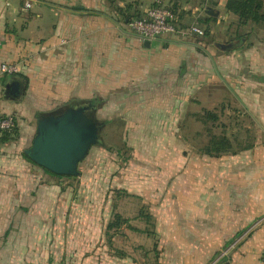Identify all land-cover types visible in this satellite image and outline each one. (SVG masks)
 Masks as SVG:
<instances>
[{
	"label": "rangeland",
	"instance_id": "obj_1",
	"mask_svg": "<svg viewBox=\"0 0 264 264\" xmlns=\"http://www.w3.org/2000/svg\"><path fill=\"white\" fill-rule=\"evenodd\" d=\"M18 4L22 22L6 29L18 38L22 54L33 59L38 1ZM231 23L229 32L220 23L217 50L236 54L235 65L221 69L212 87L182 91L181 109L134 107L129 87L120 91L109 84L100 97L94 93L54 105L36 100L27 108L37 122L39 114L91 101L96 105L93 116L102 124L101 143L79 163V174L54 178L65 189L53 223L62 245L104 243L123 264H214L228 259V250L241 236L230 234L235 225L228 219L226 201L234 198L232 182L242 180L243 166L258 162V154H249L248 148L264 139V81L250 76H264V25ZM49 35L50 29L44 30L42 39ZM33 79L29 87L38 99ZM7 136L19 137L17 117ZM212 136H226L231 147L208 153ZM31 143L20 146V153ZM196 196L206 204L191 215L189 199ZM116 215L122 222L110 228Z\"/></svg>",
	"mask_w": 264,
	"mask_h": 264
},
{
	"label": "crops",
	"instance_id": "obj_2",
	"mask_svg": "<svg viewBox=\"0 0 264 264\" xmlns=\"http://www.w3.org/2000/svg\"><path fill=\"white\" fill-rule=\"evenodd\" d=\"M0 1V64L19 69L0 71V116L17 117L19 129L18 138L4 140L5 131L0 139V264H123L104 243L88 248L60 243L53 223L65 189L54 179L59 176L24 156L27 146L20 153L37 129L27 108L36 100L54 105L94 93L100 97L109 84L120 91L129 87L134 107L181 109L182 91L212 87L221 69L235 65L236 54L217 50V34L220 23L231 31L238 16L226 9V0H160L174 9L182 28L195 24L205 35L179 30L142 42L128 22L156 0H36L39 31L31 59L6 29L22 22L18 0ZM47 29L50 35L42 39ZM32 77L38 99L29 87ZM16 83L21 85L18 96L9 92ZM248 152L257 153L258 162L243 166L242 180L232 182L234 198L226 201L235 225L230 234L241 240L228 250V259L214 264H264V139ZM189 200L191 215L206 204L201 196Z\"/></svg>",
	"mask_w": 264,
	"mask_h": 264
},
{
	"label": "water",
	"instance_id": "obj_3",
	"mask_svg": "<svg viewBox=\"0 0 264 264\" xmlns=\"http://www.w3.org/2000/svg\"><path fill=\"white\" fill-rule=\"evenodd\" d=\"M9 92L18 96L21 85L16 83ZM95 106L91 101H81L57 112L39 114L35 136L25 153L57 175H78L79 163L93 145L101 143L102 124L93 116Z\"/></svg>",
	"mask_w": 264,
	"mask_h": 264
},
{
	"label": "built area",
	"instance_id": "obj_4",
	"mask_svg": "<svg viewBox=\"0 0 264 264\" xmlns=\"http://www.w3.org/2000/svg\"><path fill=\"white\" fill-rule=\"evenodd\" d=\"M128 24L142 42L155 40L164 34H176L179 30L184 35H205V30L195 24L182 28L174 9L160 0H156L140 16L132 18ZM18 70L17 64H0V71L3 74H14ZM15 124L16 117L14 115L0 116V138L3 132L11 131Z\"/></svg>",
	"mask_w": 264,
	"mask_h": 264
},
{
	"label": "trees",
	"instance_id": "obj_5",
	"mask_svg": "<svg viewBox=\"0 0 264 264\" xmlns=\"http://www.w3.org/2000/svg\"><path fill=\"white\" fill-rule=\"evenodd\" d=\"M226 9L238 16L239 25H247L249 23L255 25H264L263 0H226ZM253 78L256 80L258 79L264 80V77H257V75H254ZM212 117L216 118L215 115H212ZM3 137L4 140H8L7 133H5ZM230 147H231V142L226 136H212V138L209 141L207 151L208 153L214 152L216 154L228 150ZM24 156L30 161H32L26 153L24 154ZM47 171L56 176L62 177L61 175H57L49 170ZM146 217L150 219L151 215L150 214L146 215ZM121 222H122L121 217L119 215H116V219L113 223L110 224V228L115 226L118 227Z\"/></svg>",
	"mask_w": 264,
	"mask_h": 264
},
{
	"label": "bare ground",
	"instance_id": "obj_6",
	"mask_svg": "<svg viewBox=\"0 0 264 264\" xmlns=\"http://www.w3.org/2000/svg\"><path fill=\"white\" fill-rule=\"evenodd\" d=\"M131 30V29H130ZM132 31V30H131ZM7 63V62H6Z\"/></svg>",
	"mask_w": 264,
	"mask_h": 264
}]
</instances>
